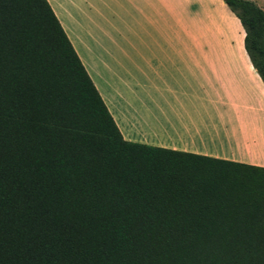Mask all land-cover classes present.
Segmentation results:
<instances>
[{"label": "trees", "instance_id": "16d2710c", "mask_svg": "<svg viewBox=\"0 0 264 264\" xmlns=\"http://www.w3.org/2000/svg\"><path fill=\"white\" fill-rule=\"evenodd\" d=\"M0 264H264V168L123 140L46 0H0Z\"/></svg>", "mask_w": 264, "mask_h": 264}, {"label": "crops", "instance_id": "0c3cea01", "mask_svg": "<svg viewBox=\"0 0 264 264\" xmlns=\"http://www.w3.org/2000/svg\"><path fill=\"white\" fill-rule=\"evenodd\" d=\"M46 2L123 140L264 168V86L222 0Z\"/></svg>", "mask_w": 264, "mask_h": 264}]
</instances>
